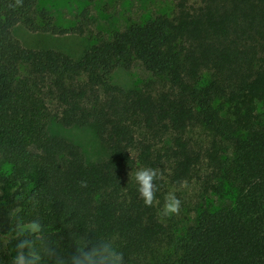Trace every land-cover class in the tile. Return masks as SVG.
<instances>
[{
	"label": "trees",
	"instance_id": "obj_1",
	"mask_svg": "<svg viewBox=\"0 0 264 264\" xmlns=\"http://www.w3.org/2000/svg\"><path fill=\"white\" fill-rule=\"evenodd\" d=\"M176 7L92 37L74 58L25 47L15 28L85 34L83 22L59 24L40 0H0V264H12L25 239L35 264H109L120 253L121 264H264V0ZM136 61L167 87L111 81ZM52 119L93 125L108 158L87 162L78 144L50 132ZM197 125L214 135L206 153L189 135ZM204 156L210 189L233 201L175 230L157 202L163 175L191 180ZM142 167L160 173L150 207L134 179ZM33 220L40 234L12 232Z\"/></svg>",
	"mask_w": 264,
	"mask_h": 264
},
{
	"label": "rangeland",
	"instance_id": "obj_2",
	"mask_svg": "<svg viewBox=\"0 0 264 264\" xmlns=\"http://www.w3.org/2000/svg\"><path fill=\"white\" fill-rule=\"evenodd\" d=\"M178 0H40V6L48 8L56 21L62 25L84 23L85 34H51L35 32L23 24L15 28L17 37L28 48H53L79 58L84 50L95 40V36L112 35L115 30L125 29L133 21L144 22L158 14H173ZM201 2V0H191ZM85 14V18L83 17ZM87 17V18H86ZM204 81L209 80L205 71ZM111 81L125 88H152L155 91L167 87L163 78L149 71L140 61H136L131 69L117 68L111 75ZM49 130L54 135L66 137L78 144L87 162L102 161L109 156V150L101 140L96 128L89 126L65 127L56 119L50 122ZM189 135L196 150L206 153L212 148L214 135L205 126L197 125L190 129ZM228 148L230 145L227 146ZM165 178L163 196L157 201L161 206L162 219L175 230H184L193 224L203 208L219 207L233 201L231 197H222L210 185L216 182L212 164L204 156L202 165L196 169L193 179L185 181L187 186L173 184ZM175 189L181 200L179 214H163L166 194Z\"/></svg>",
	"mask_w": 264,
	"mask_h": 264
},
{
	"label": "clouds",
	"instance_id": "obj_3",
	"mask_svg": "<svg viewBox=\"0 0 264 264\" xmlns=\"http://www.w3.org/2000/svg\"><path fill=\"white\" fill-rule=\"evenodd\" d=\"M16 3L20 4L21 0H16ZM159 176L160 173L158 172V170L151 167H142L137 169L135 172L134 179L136 184L138 185L137 191L146 206L150 207L153 205L156 192V185L154 181L158 179ZM80 184L81 187H87L86 181H81ZM186 186V182H182V187ZM14 190L15 189H12V191ZM175 193L176 190L173 189L166 194L163 206L164 215L179 214L181 200L177 198ZM41 229V223L38 220H33L26 225L17 224L12 229V232L15 234L16 237L24 235L25 232H27L29 235H38L40 234ZM29 245L30 241L28 239H25L16 246L17 256L13 259L12 264H35V261L29 258L32 257L34 253L30 250L28 256L26 257L22 251L25 247H29ZM112 255V253H109L110 257ZM122 259V253L115 254V260L110 259L109 264H121Z\"/></svg>",
	"mask_w": 264,
	"mask_h": 264
}]
</instances>
